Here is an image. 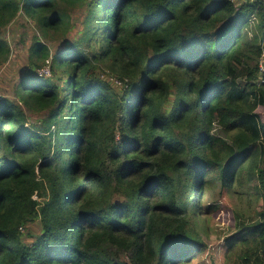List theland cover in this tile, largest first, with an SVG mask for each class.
<instances>
[{"label":"trees","instance_id":"1","mask_svg":"<svg viewBox=\"0 0 264 264\" xmlns=\"http://www.w3.org/2000/svg\"><path fill=\"white\" fill-rule=\"evenodd\" d=\"M261 60L264 0H0V264H264Z\"/></svg>","mask_w":264,"mask_h":264},{"label":"rangeland","instance_id":"2","mask_svg":"<svg viewBox=\"0 0 264 264\" xmlns=\"http://www.w3.org/2000/svg\"><path fill=\"white\" fill-rule=\"evenodd\" d=\"M255 21L250 20L249 24L245 29H243L244 38L246 41L250 42H259L260 40L254 39V35L256 34V25ZM31 25L30 19L28 17L23 16L22 14L18 15L14 21L8 26L7 35L10 37V42L12 43V47L14 52L25 54L27 49V44L31 41ZM20 41H22L20 43ZM14 42V44H13ZM21 64V63H20ZM264 67V60H263ZM9 71L12 72L9 73ZM264 72V69H263ZM13 74H17L16 70H13L9 65H5L4 69H0V91L5 90L8 95L12 94V88L17 84V77ZM42 74L47 75V72H42ZM15 82L14 86L10 87V85ZM239 84L243 85L244 80H238ZM10 88V89H9ZM35 114V113H34ZM34 118V115L31 114L30 118ZM226 194V193H225ZM229 201V197L225 195L222 198V202H220V209L215 212L212 220L209 222L211 226V231L215 236H219L220 240L225 241V238L228 237L232 232H234V214L232 210L227 206ZM233 202H236L233 199ZM202 258L205 259L203 256ZM220 258V257H219ZM206 260V259H205Z\"/></svg>","mask_w":264,"mask_h":264},{"label":"built area","instance_id":"3","mask_svg":"<svg viewBox=\"0 0 264 264\" xmlns=\"http://www.w3.org/2000/svg\"><path fill=\"white\" fill-rule=\"evenodd\" d=\"M262 62H263V60H261L260 69L263 72L264 67H263ZM263 74H264V72H263ZM257 82H260V83L264 82V76L263 75L260 76Z\"/></svg>","mask_w":264,"mask_h":264}]
</instances>
